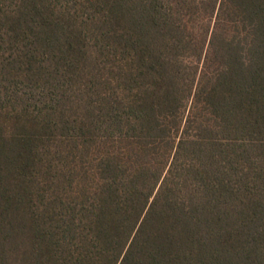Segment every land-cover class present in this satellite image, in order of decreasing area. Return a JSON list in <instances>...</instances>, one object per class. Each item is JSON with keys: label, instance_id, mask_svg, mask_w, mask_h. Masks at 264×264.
<instances>
[{"label": "trees", "instance_id": "obj_1", "mask_svg": "<svg viewBox=\"0 0 264 264\" xmlns=\"http://www.w3.org/2000/svg\"><path fill=\"white\" fill-rule=\"evenodd\" d=\"M0 264H264V0H0Z\"/></svg>", "mask_w": 264, "mask_h": 264}]
</instances>
